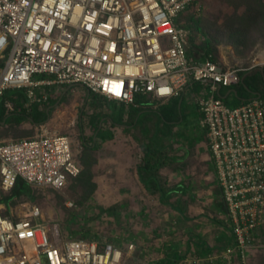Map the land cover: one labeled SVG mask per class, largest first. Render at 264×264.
Wrapping results in <instances>:
<instances>
[{"label": "built area", "instance_id": "built-area-1", "mask_svg": "<svg viewBox=\"0 0 264 264\" xmlns=\"http://www.w3.org/2000/svg\"><path fill=\"white\" fill-rule=\"evenodd\" d=\"M200 6L199 0H0V96L23 89L31 105L47 99L37 91L44 86L80 85L137 105V96L166 102L200 83L199 123L233 238L222 254L247 264L264 224V98L227 104L219 89L237 83L244 68L187 55L188 31L178 18ZM80 169L66 135L0 139L4 193L18 179L62 189ZM134 249L132 241L122 248L88 236L53 243L37 205L15 215L0 201V264H125Z\"/></svg>", "mask_w": 264, "mask_h": 264}, {"label": "rangeland", "instance_id": "rangeland-1", "mask_svg": "<svg viewBox=\"0 0 264 264\" xmlns=\"http://www.w3.org/2000/svg\"><path fill=\"white\" fill-rule=\"evenodd\" d=\"M200 5V9L195 10L200 18V30L197 31L194 24L192 28L197 43L209 39L213 54L223 66L245 69L264 65V58L260 57L264 55V10L261 12L262 17L253 21L244 34H232L229 28L240 24V15H243L241 26L248 23L244 19L249 5L246 0H201ZM187 16L180 18L184 21ZM46 87L51 89V99L60 98L59 103L52 106L49 119L36 124L23 120L19 130L11 131L8 136L1 138L32 137L42 132L66 135L75 158L79 156L84 142L95 145L96 161L91 166L95 188L86 199H82L80 186L72 182L59 190L46 187L36 189L35 197L22 196L11 204L15 215L26 212L30 205H37L48 226L49 235L55 240L57 237L60 240L77 237L81 229L78 225L83 223L89 228V235L111 239L122 248L132 241L135 249L125 259V264H156L170 248L183 257L172 264H196L191 250H186L185 243L187 235L193 239V233L197 232L204 233L212 241L218 239L223 243L218 238L222 229L220 206L223 203L210 167L205 128L199 123L200 111L192 102L187 103L183 99L180 104L183 120L177 123L178 127L173 128L172 134L164 138L166 157L160 168L166 185L181 183L186 187L185 193L177 194L186 201V219L160 203L157 195L146 192L139 183L135 165L142 158V145L145 143L142 133L137 130L128 136L127 133L119 132V128H113L112 124H106L105 130L109 128L116 134L113 139L101 141L98 137L91 138L97 114L108 111L106 100L87 92L80 85L67 87L54 84L51 88ZM226 89L222 87L221 91L224 93ZM139 98V104L146 109L169 108V102L167 105H158L156 100ZM238 103L227 102L229 105ZM2 105L0 97V110ZM149 116L154 118L155 113L150 112ZM179 143L189 149L192 162L172 161L170 156L180 153V150H175ZM3 196L5 193L0 190V197ZM70 201L73 204L67 205ZM3 203L8 206L6 198ZM68 212H75L73 220L78 225L69 226L63 222ZM262 257L264 226L256 236L247 264H258ZM202 264L226 263L217 257L212 262L205 260ZM227 264H239V261L233 257Z\"/></svg>", "mask_w": 264, "mask_h": 264}, {"label": "trees", "instance_id": "trees-1", "mask_svg": "<svg viewBox=\"0 0 264 264\" xmlns=\"http://www.w3.org/2000/svg\"><path fill=\"white\" fill-rule=\"evenodd\" d=\"M199 1L201 2V0ZM246 1L249 5L247 13L244 15V19H246L248 23L246 22L245 24H243V26H241V18H243V15H240V24H236L232 27L230 26L229 28L232 34H240L245 32V30L248 29L253 21H255L259 17H262L261 12L262 10H264V0ZM187 14V20L183 21L180 16L185 17ZM180 16L178 18V22L183 25L188 31L186 43L187 55L193 59H204L205 57H210L212 60L218 61L213 54V49L210 46L211 43L209 39L205 38L203 42L197 43L196 38L193 35V24L195 25V29L197 31L200 30L198 26L200 18L198 14L195 13V10L188 8L183 13H181ZM241 76H243V80L240 81L239 79V81L236 83V90L238 95L242 93H248V91H256L260 93L261 97H264V65H262V70H260L257 65L245 68L239 72V78ZM92 94H94L98 98L102 97L104 100H107L101 95L95 93ZM0 97L3 101V107L0 110V138L8 136L11 131L19 130V125L23 120L27 119L28 121L35 124L44 122L50 115L52 108L50 107L48 110L46 109L56 100L49 97L47 101L33 103L32 107H29L27 109L24 106V102H26V96L23 89L19 91H7V93H4ZM7 100L10 102V107L5 105V102ZM181 102L182 100L179 101V98L171 99L168 103V110H166V108L156 110L139 108L134 109V114H130L131 126L129 127V129H133L134 132L138 130L140 133H142L143 137L147 139V141L142 145V150L144 152L143 156L135 165L137 175L141 183L143 184L145 191L152 195H157L160 203L169 206L187 219V216L185 215V208L187 205L186 201H183L180 196L177 195L179 192L185 193V191L187 190L186 187L181 185V183H177L173 186L166 185L164 178L160 173V168L165 162L164 158L166 157L164 150L165 145L162 141V138L168 137L170 134H172L174 126L182 121L183 113L180 105ZM150 112L155 113L154 118L149 116ZM94 132H96V134L102 133L98 123V118L94 123ZM19 135L21 134H17L16 136ZM95 149V145H90L85 142L82 144L80 154L78 157H76L81 167L80 172L76 176L69 178V181L67 183L69 184L70 182H72L80 186L83 191L82 199H86L95 188V182L92 180L91 172V166L96 161V157L94 155ZM171 159L172 161H174V158ZM67 184L65 186H67ZM39 188L43 187L34 186L24 182L22 179H18L13 187L9 191L5 192V196L0 197V201L4 202V199L6 198L8 201V206L6 204L5 205L6 207H9L22 196H27L30 198L35 197L34 190ZM46 188L53 189L50 187ZM74 214L75 212H68L63 222H65L69 226H72V224L78 225V223H75V221L73 220ZM78 226L81 229L77 237L88 236L96 238L98 241H112L111 239L103 238L100 235H89L87 233L89 231V228L85 227L86 225L83 223H79ZM47 233L53 243L57 244L61 241L59 237H57L55 240L49 235L48 226ZM257 235H259V233L256 234V236ZM224 243H227V245L232 244V236H224L223 244ZM181 257L182 256L178 255L176 250L170 248V250L164 253V258L156 264H171L178 261ZM258 264H264V257L261 258Z\"/></svg>", "mask_w": 264, "mask_h": 264}, {"label": "crops", "instance_id": "crops-1", "mask_svg": "<svg viewBox=\"0 0 264 264\" xmlns=\"http://www.w3.org/2000/svg\"><path fill=\"white\" fill-rule=\"evenodd\" d=\"M260 57L264 58V55H262ZM3 62H4V58H0V68L3 65ZM259 66L262 67V65H257L258 68H259ZM239 79H240V81H242L243 80V76H241ZM235 84L226 87L227 89H226V91L224 93L221 91L222 87L219 89V93L221 95H225L226 94L225 97H222L226 102L229 101V102L242 103V102H244V101H246V100H248V99H250L252 97L264 98V97H261L260 93H258L256 91H248V93H242V94L238 95L236 87H234ZM57 86H61V85H57ZM66 86L68 87V86H71V85H66ZM49 87L51 88V86H49ZM202 88H203V86L200 83L194 84L185 94L182 95V97H180V98L178 97L179 101L185 99V101L187 103L192 102L193 106H195L198 109L197 104H196V97H197V95H199L201 93ZM10 90H13V89H9L7 91H10ZM42 90H44L46 92V94H47V99L45 100V101H47L48 98L50 97V93H51L50 90L51 89H49L48 87L44 86V88H40L37 91L39 93ZM7 91L5 93H7ZM63 92H65V90H63ZM139 97L140 96L136 97V101L138 103L137 105L123 103V102H118V101H113V100H106V103H107V105L109 107L108 111H104L103 113H101L99 115L97 114V117H96V119L98 118V123H99V126L101 128V132L102 133L101 134H96V132H94V134L92 135L91 138H93V136H94V138L98 137L101 141H106V140H109V139H113L116 134L113 131H111L109 128L107 130H105L104 126L106 124H112L113 128L114 127L119 128V130H120L119 132H121L123 134L127 133L128 136L132 135V133L134 131H133V129H131V130L129 129V127L131 126L130 114H134V109H136V108L146 109L143 106H141L142 104L141 105L139 104V101L141 100ZM171 99H174V98H171ZM171 99L167 100L166 102H160L159 101L158 105L167 104L168 102H170ZM56 101H58L56 103V104H58L59 101H60L59 96L56 98L54 103H52L46 110H48L50 107L52 108V106L56 105L55 104ZM24 106L26 108H29V106H32V104L31 105H26V102H24ZM8 107H10V105ZM156 108L157 107H154L153 110H156ZM47 119H49V117H47L46 120ZM182 120H183V118H182ZM199 120H200V118H199ZM174 127H178V126L175 125ZM205 138H206V133H205ZM0 139H4V138H0ZM144 139H145L144 142H146L147 139L145 137H144ZM162 139H163L162 141L164 142L165 139L164 138H162ZM177 145L178 146L175 147V150H180V153H178V154L176 153L175 155H172L170 157L174 158V161H177V162H184L185 160L188 161V163L190 161L192 162L193 159H192V156H190L189 149L187 147L183 146L182 143H179ZM143 153L144 152L142 151V156H143ZM165 155H166V153H165ZM208 159L210 161V167H211V169H212V171L214 173V176L216 178V184H217V186L219 188V185H218V182H217V176H216L215 168H214L211 156H210V151L208 153ZM135 174L137 176V179H138L139 183L143 186V184L141 183V181H140V179H139V177L137 175L136 169H135ZM219 193H220V188H219ZM220 207H221L220 208V213H221L220 223L222 225V227H221L222 229L220 230L221 233H220V235H218V238L221 239L222 242H223L224 236H230L231 237V233H230L229 222H228L226 214H225L224 204H222ZM262 225H264V224H262ZM262 225H260V227L258 228L257 233H259V230L262 227ZM187 236L188 237L186 239L185 247H186V250H188V251L191 250L193 262H195L196 264H202V263H204L205 260H208V261L212 262L217 257L219 258V260H222L226 264L231 261V260H228L227 258H225L223 256V254H222L224 248L227 246V243H224V244L220 243V241H218V239H217L216 242L212 241L210 237L207 238V236H205L204 233H200V232L193 233V237H192L193 239H191V237L189 235H187ZM213 240H214V238H213ZM180 259H183V257H181Z\"/></svg>", "mask_w": 264, "mask_h": 264}, {"label": "water", "instance_id": "water-1", "mask_svg": "<svg viewBox=\"0 0 264 264\" xmlns=\"http://www.w3.org/2000/svg\"><path fill=\"white\" fill-rule=\"evenodd\" d=\"M259 69L262 70V67L259 66ZM219 95H220L221 97H225V96H226V94H225V95H221L220 93H219ZM57 102H58V101H56L55 104H56Z\"/></svg>", "mask_w": 264, "mask_h": 264}]
</instances>
